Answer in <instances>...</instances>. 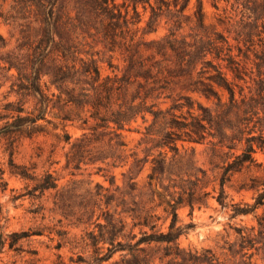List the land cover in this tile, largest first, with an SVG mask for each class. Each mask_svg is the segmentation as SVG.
Listing matches in <instances>:
<instances>
[{"label": "trees", "instance_id": "1", "mask_svg": "<svg viewBox=\"0 0 264 264\" xmlns=\"http://www.w3.org/2000/svg\"><path fill=\"white\" fill-rule=\"evenodd\" d=\"M214 1L219 10L220 0ZM224 1L226 8L218 19V25L223 27V30L219 31L216 25L206 23L201 0H197L192 15L186 13L192 0H123L122 3L119 0H86L95 23L92 24L91 32L82 29L80 36L74 38L73 30L67 29L60 23L59 15L56 16L55 21H50L52 13L50 10L45 12L41 0H0V20L7 25L11 22L13 26H18L19 30V38L15 46L17 52L0 55V71L6 73V80L11 82L10 90L7 95H3L0 104L2 109L0 121H4L0 124V146H3V140L11 135L32 138L39 132L42 128L40 121H46L47 111L53 100L89 113L94 125L81 137L94 135L99 129L104 128H118L117 135L124 136V126L120 121L145 107L147 111L145 116L141 117L144 121L147 120V115H151L153 123H157L164 113H169V118L163 120L164 127L170 128L164 138L165 149L169 154L185 148L196 151L195 147H185L184 144L179 147V142L200 144L195 139H183L179 135L182 129L191 127L194 134L200 135L209 125L214 124L219 131L222 124L231 123L228 115L233 112L239 114L241 122L250 124L252 118L257 115V110L264 111V34H262L264 21L249 24L242 18L237 20L235 8L236 5L250 8L256 15L257 21H260L261 17H264V0ZM140 5H143L144 12L148 9L151 12L147 27L144 29L147 31L145 33L156 32L161 20L166 19L169 26L168 34L152 41H146L144 38L136 39L135 36L128 37L129 31L142 21L138 9ZM33 23L38 26L33 27ZM187 27L192 31L190 35L183 34ZM53 29L59 37L58 40L53 39ZM98 39L112 55L119 52L123 57L125 62L123 68H115L110 63V67L117 70L114 76L102 75L100 55L95 50ZM8 43L9 40L0 33V48ZM156 56H159V59H156ZM149 57H152L150 63H148ZM169 58L174 59L170 68L177 69L181 73L179 76L187 77L184 90L197 94L207 103L194 99L189 94H181L172 99L171 105L165 110H159V104L154 101L148 103L152 95L147 92H152L154 89L153 86L148 85V81L168 70L162 63L169 62ZM12 77H15V80H12ZM144 82L148 88L143 84ZM12 95L16 96L17 100H10L9 97ZM4 100L8 102L4 103ZM30 101L34 103L31 110L33 114L21 115L29 111L25 105ZM133 104L136 105L135 108L132 107ZM112 105H118L119 110L112 112L111 116L103 115L105 109H109ZM88 122L89 120L85 119L84 123ZM259 123L260 121H257V124ZM150 127L151 125L147 129L149 130ZM174 132L176 135H173ZM104 135V132H99V135H96L97 141ZM69 140L71 136L67 137V141ZM249 140L260 141L257 147L264 148V138L249 135ZM122 143L126 144L125 140ZM257 147L247 144L244 150L235 153V159L221 172L220 189L215 198L224 208L225 186L232 182L234 176L243 175L247 173L244 171L246 168L256 165L252 169L253 174L240 187L243 191L255 193L254 202H246L245 204L250 206L243 208L237 203L232 209L231 218L250 215L257 208L264 206V191H254L260 183H264V174L260 171L264 163H260L254 156ZM10 166L12 174H18L24 179H33L24 167H22L24 171H17L21 167H18L13 159L10 160ZM80 167L77 165L76 170ZM160 171L163 172L162 167ZM5 172L0 167V174H3L0 175L2 182ZM201 172L207 175L203 169ZM153 179L155 177L150 171L148 181ZM113 180L116 181V177H113ZM47 183L46 178L44 184L36 185L35 189L44 195L46 192L41 189ZM193 185L195 186V181ZM102 187L104 186L97 183V188ZM206 195L210 196L211 193L207 192ZM111 202L112 198L106 200L105 207ZM96 219L99 223L88 224L80 239L70 238L67 231L57 233L61 237V241L56 245L57 250L69 247L71 251L81 249L83 254H87L85 257L81 253L77 259L71 257V264H98V259L105 261L112 259L114 252L111 247L105 249L102 257L97 256L99 240L103 239L106 228L110 238L115 239L119 232H123L126 225L122 221L117 223V218L110 212L102 217L97 214ZM88 220H92V217H88ZM174 221L175 217L173 223ZM143 225L147 228L148 217L144 218ZM172 226L173 224L170 223L169 229ZM257 226L264 227L259 220ZM246 228L248 227H235V234L242 235ZM136 229L140 232L139 228ZM9 235L12 239L8 247L12 249L21 237L28 239L44 233L21 231ZM260 235L264 236V232ZM177 238L171 231L159 236L152 231L140 235L135 244L125 245L121 242L118 249L120 253L127 252L131 255V259L123 261V264H149L151 258L149 251L153 243L165 245L164 257L175 254L174 264H224L223 252L220 256L210 248L193 251L172 247ZM132 239H136L135 235ZM141 245L143 247H140ZM245 246L242 243L241 250ZM247 247L249 251L245 254L251 260L255 254L251 251L255 248L252 240L247 241ZM22 250L24 249H16L20 252ZM226 251L227 254H233L231 247ZM32 254L38 256L37 251ZM58 258L57 264H65L62 254H59ZM115 264H121V261L118 259ZM169 264L172 262L170 261Z\"/></svg>", "mask_w": 264, "mask_h": 264}, {"label": "clouds", "instance_id": "2", "mask_svg": "<svg viewBox=\"0 0 264 264\" xmlns=\"http://www.w3.org/2000/svg\"><path fill=\"white\" fill-rule=\"evenodd\" d=\"M41 5L46 13L48 10L51 11L50 21H55L59 15L60 23L73 30L74 38L80 36L82 29L92 31V24L95 21L86 0H41ZM235 17L237 20L242 18L249 24L264 21V17L257 21L250 8H242L240 5H236ZM37 26L38 24L33 23V27ZM7 30L13 39L5 47L0 48V55L17 52L15 48L17 29L9 22ZM52 35L54 40L59 39L55 29L52 30ZM12 80H15V77H12ZM4 83L6 86V79ZM0 99L3 97L0 96ZM7 102L4 100V103ZM154 103L161 104L167 101L156 100ZM25 107L29 111L21 115L33 114L30 105ZM132 107L135 108L136 105L133 104ZM118 110V105H112L102 114L111 116L112 112ZM146 111L147 107L120 121L124 131H128L134 121L140 131L141 138L131 140L127 144L122 143L125 140L124 136L117 135L118 128L99 129L94 135H85L79 139H76L74 134L73 140L64 143L63 132L69 128L85 127L83 115L79 123L73 122L71 125L60 123L59 128L50 126L51 147L46 151L38 148L32 156H25L19 161L28 165V172L33 179L21 181L20 186L13 180L12 186L17 187V191L11 195L19 196L20 200L17 203L23 204L29 201L26 193L36 185H43L47 178V185L41 189L46 194L40 198L35 196L31 198L28 207L37 208L45 205L40 215L49 218L42 222L37 218L36 223L41 226L48 225L50 231L63 227L64 224L59 221L65 217L68 218L65 224L85 229L90 223H99L96 219L97 214L102 217L110 212L117 218V223L124 222L126 226L123 232H119L115 239L110 238L107 228L104 230V237L99 240L97 256L102 257L107 247L113 249L114 255L108 261L98 259V264H115L118 259L123 264V261L131 259L127 252H119L118 245L121 242L125 245L135 244L140 235L147 234L148 229L157 236L171 231L178 237L172 247H179L181 250L195 251L198 248L213 247L218 254L224 253L222 257L224 264H264V236L260 235L264 232V227L255 223L259 220L261 225H264V206L251 214L255 217L251 222L252 226L246 228L242 235H235L232 225L237 222L230 219L232 209L237 205L238 199L245 200L247 194L235 182L229 184L225 192L223 209L215 203L214 192L211 196L206 195L216 187L218 174L235 159L236 152L244 150L247 144L257 147L260 143L250 141L249 135L264 138V111L257 110V115L252 118L250 124L241 122L238 113H229L228 119L231 123L222 124L219 131L214 124L209 125L200 135L194 134L191 127L182 129L179 135L183 139H195L202 147L195 152L185 148L171 154L166 151L164 140L170 131L169 127L161 128V123L157 122L151 125L148 132L143 131L148 121L145 120V124L139 121L145 116ZM169 115L164 113L161 122L167 120ZM257 121L260 123L257 124ZM2 123L4 121H0V124ZM101 131L105 135L97 141L96 135ZM7 154L6 145L0 146V156L6 160ZM36 155L40 158L35 159ZM254 156L255 159L264 162V148L257 147ZM77 165L81 166L79 171L76 170ZM149 166L155 177L151 181L146 179L150 171ZM4 167L8 175H11L6 165ZM255 167L256 165H252L244 171L252 175V169ZM201 169L207 175L202 174ZM260 171L264 174V167H261ZM101 177L103 179H100ZM113 177L119 179L114 181ZM97 183L103 184L104 187L97 188ZM254 191H264V183H260ZM109 198H112V202L105 207L104 202ZM7 199L6 197L5 200ZM0 204L3 205V211H0V264H37L36 259H29L26 251L16 253L17 248H27L26 238L21 237L12 249L8 248L12 239L10 232L24 230L25 218L19 213L12 212L10 204L3 201H0ZM246 206L250 204H239L241 208ZM13 216L16 218L12 219ZM88 217H92V220H88ZM145 217H148L147 228L143 225ZM170 223L173 224L171 229ZM136 228L140 229L139 234L136 233ZM134 235L136 239H132ZM249 239L255 245L251 250L255 253L251 260L245 254L249 251L247 247ZM242 243L246 245L243 250ZM229 247L233 249V254H227L226 250ZM175 259V254L164 257L162 252H157L151 256L149 264H169L170 261L174 264Z\"/></svg>", "mask_w": 264, "mask_h": 264}, {"label": "rangeland", "instance_id": "3", "mask_svg": "<svg viewBox=\"0 0 264 264\" xmlns=\"http://www.w3.org/2000/svg\"><path fill=\"white\" fill-rule=\"evenodd\" d=\"M201 1L203 2V5H204L206 23L208 25H216V28L219 31H222L223 27L218 25V19L220 15L223 13V9L226 8V2L224 0H220V2H218V5H219V10H218L215 6L216 2L214 0H201ZM119 2L122 3L123 0H119ZM196 5H197V0H192L189 6V9L186 11V13L192 15L195 11ZM138 9L142 15V21L140 22V24L133 27L129 31L128 37L135 36L136 39L144 38L146 41H152V40H158L164 37L166 34H168L169 26L166 23V19L161 20L157 28L158 30L156 32L145 33L147 31H144V29H146L147 27V22L149 20L151 12H150V9L144 12L143 5H140ZM132 15L133 14L131 13L130 16ZM15 28L17 29L16 40L18 41V38H19L18 26L15 25ZM7 29H8V25L3 23L0 20V33L3 34L10 41L13 38ZM191 32L192 31L190 30V28L187 27L183 31V34L190 35ZM16 45H17V42L15 43V46ZM95 50L98 51L100 55L99 57V59H101L100 67H101L103 77H106L108 75L114 76L117 72V70H115L116 67H121V68L124 67L125 62L123 60L122 55L119 52L112 55L110 52H108L104 48L100 39H98L97 44H95ZM148 54L149 52H147V55ZM155 58L159 59V56H156ZM151 60H152V57H149L148 63H150ZM173 60L174 59L169 58V62H166V61L163 62L162 65L167 66L168 70L164 71L163 74H159V75L157 74L155 78L150 79L148 81L149 82L148 85L150 84L154 88L152 92H147V93H151L150 95H152V98L148 99V103H152V101H156V100H166L167 103H161L158 105L159 110L161 109L165 110L171 105L172 99L178 97L181 94H189L194 99L207 103L205 99L199 98L197 94H192L184 90V87L186 86L185 82L187 80V77L179 76L181 75V73L178 72L177 69L170 68V64H173ZM110 63H112L113 67L115 68L113 67L111 68ZM12 73H14V71H12ZM5 75L6 73L0 71V96L2 97L5 94V92L7 93L10 90V85H11V82L7 81V84L5 86V83H4V80L6 79ZM143 84H145L146 87L148 86L145 82ZM1 85L3 86L1 87ZM144 93L145 92H143L142 94L144 95ZM1 100L2 99H0V104H1ZM10 100L14 101V100H17V98L16 96L12 95ZM26 105H30L31 110L34 107V103L32 101L28 102ZM49 114H51V118H49ZM82 115L85 117L83 119V125L85 127L69 128L68 131L63 132L64 143L68 142L67 141L68 136H71V140L74 139V134H76L75 135L76 139L81 137L82 134L86 133L94 125V121L90 118L89 113L87 111H79L73 106L65 105L63 102H57L56 100H53L49 105L47 115H46V121H40L42 128L40 129L39 132L33 135L32 138L22 137L20 135H11L9 137H6L3 140V146L6 145L8 149V154H7L6 160L3 158V156H0V167L5 170L4 166L6 165L7 169L11 171L10 160L13 159L14 163L18 167H21L20 170H17V171H24V168H25L27 173H29L28 165L21 163L19 161H21L25 156H32V154L35 153L36 149L38 148L44 149L46 151L48 150V148L51 147L50 142L52 141V137L49 136V127L51 126V127L59 128L60 123H63L66 125H71L73 124V122L79 123L80 117ZM146 117L148 121L147 124H145V121L142 118H140L139 123L145 124L143 131L148 132L149 130L147 128L153 124V117L151 115H147ZM85 119L89 120V122L84 123ZM159 122L161 123V128H163L164 127L163 121L161 122V119H160ZM123 135L125 137L126 144L131 140H137L141 138L140 131L137 129L136 122L132 124L130 131H124ZM183 144L185 147H195L196 151L202 147L201 144L182 143V142H179L178 146L182 147ZM39 158H40L39 155L35 156V159H39ZM259 162L264 163L262 161H259ZM150 171H151V167H150ZM249 176L250 175L248 173H245L243 175L234 176L232 182L228 183L225 186V190L227 189L228 185L233 182H235L236 184L239 185V187H241L244 181ZM100 179H103V178L101 177ZM118 179L119 178L116 177V180ZM146 179L148 180V176L146 177ZM13 180H15L17 186H20L21 181L30 180V179H24L21 176H18L17 178V175H14L12 173L11 175H8V173L5 172L4 181L0 183V201L10 204L11 205L10 210L12 212L19 213L20 216L25 218V223L23 226L24 230L22 231L30 232V233L35 232V231H43L44 233V235H41V236L34 235V236L29 237L28 239H25L27 248L24 249V251L28 253L29 259L39 260L37 264H57L59 263L58 255L62 254L64 256V263L71 264L70 258L73 257L74 259H77L79 254L81 253L83 254V251L81 249L71 251L69 247L63 248L60 251L57 250L56 245L61 241V237L58 236L57 233H63L67 231L69 233L70 238L75 237L77 239H80L82 235L84 234L85 228L83 227L75 228V227L70 226L69 224H65V220H66L65 218L64 220L59 221V223L64 224L63 227L55 228L51 231L49 230L48 225L41 226V224L36 223L37 218H39L41 222L49 218L48 216L40 215L41 211L45 208V205H41L37 208H31V207H28V203L30 202L31 198H33L34 196L37 198H40V197H43L46 193L42 195V193L39 190H36L35 187H33L30 191L26 193V196L29 198V201H26L23 204H18L17 201L20 200V197L11 195V193L17 191V187L12 186ZM220 180H221V173L218 174V177L216 179V187L211 189V191H209L211 195L214 192L216 194L215 197L218 195V192L220 189V186H219ZM244 192L247 194L246 199L245 200L238 199L237 203H241V202L253 203L254 202L253 198L255 196V193L252 191H244ZM6 197L8 198L7 200H5ZM215 203L221 207V205L217 202L216 198H215ZM221 209L223 208L221 207ZM0 211H3L2 204H0ZM11 218L15 219L16 217L13 216ZM230 219L236 220L237 222L235 225H232V228L234 230L235 227L252 226L251 222L252 220H255V217L251 216L250 214L246 216H239L237 218H231L230 216ZM255 223L257 225V220ZM17 226L19 227V225ZM13 232H21V231H13ZM13 232H10V233H13ZM136 232L138 233L139 230L136 229ZM148 232L151 233L152 231L148 230ZM234 234H235V231H234ZM158 245L160 247H157ZM150 248L151 249L149 252L151 256H153L157 252H162L163 254L165 252V245L153 243ZM209 248L214 250L213 247L198 248L196 250L202 251L204 249H209ZM34 251H37L38 256L32 254ZM214 251L218 254L217 250H214ZM16 253L19 254L20 251H16ZM221 254L222 252L219 253L218 255L221 256ZM83 255L85 257L87 256V254H83Z\"/></svg>", "mask_w": 264, "mask_h": 264}]
</instances>
